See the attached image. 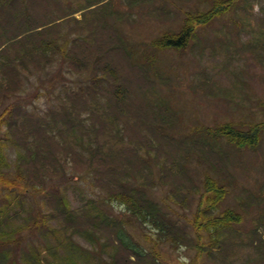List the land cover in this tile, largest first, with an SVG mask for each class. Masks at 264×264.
Instances as JSON below:
<instances>
[{
  "label": "rangeland",
  "instance_id": "1",
  "mask_svg": "<svg viewBox=\"0 0 264 264\" xmlns=\"http://www.w3.org/2000/svg\"><path fill=\"white\" fill-rule=\"evenodd\" d=\"M11 2L0 4V57L13 60L2 68L12 82L0 80V264H109L113 252L117 264H264V0L220 4L180 49L159 40L214 0ZM42 24L74 44L71 57L43 43ZM28 47L35 57L20 63ZM35 139L53 151L40 169L21 163ZM125 187L188 241L160 239L151 217L116 197L131 199ZM211 196L239 220L208 253L193 247L203 230L193 220Z\"/></svg>",
  "mask_w": 264,
  "mask_h": 264
},
{
  "label": "trees",
  "instance_id": "2",
  "mask_svg": "<svg viewBox=\"0 0 264 264\" xmlns=\"http://www.w3.org/2000/svg\"><path fill=\"white\" fill-rule=\"evenodd\" d=\"M228 1L229 0H221V1L220 0H214V8L213 9H210L207 12H198V13H195V14L189 13L188 14V18L186 19V21L190 22L192 20L191 21L192 23H188L185 26H183L181 28L182 30H181L180 33H178V32H176V33L175 32L174 33H166L159 40V44L163 43L162 46H168V48L171 47V46H174V47L179 48V49L181 47H185L187 45V43H188L187 41H188L189 35L192 32L195 31V29L193 31V27L199 22L202 23V22L207 21L209 18L212 17V16L209 17L210 15H213L214 13L221 12V9L223 7L220 8L219 7L220 4L223 5V6H226L225 3L228 2ZM3 3L4 4H11V3H15V2H11V0H0V4H3ZM16 12H18V11H16ZM18 15L20 16V15H22V13L20 12V13L17 14V16ZM60 20H61V18L58 19V22ZM56 21L57 20L52 19V20H50L49 24H51V23L54 24ZM49 24L47 26H44L42 24L43 25V29H45V32H46V37L49 38L47 41H43V43L50 44V42H52V45L54 47V49L53 48L52 49L54 50L55 53L59 52V50H62V51H64V55H66L67 57H71V54L70 53L68 54V52H70L72 50L75 51L74 44L71 43L70 47H68V41H63L62 43H64V45H66L65 46L66 49L63 46L59 47V45L62 44V43L59 42V40L60 39L62 40L64 38V36L63 35H61V36L59 35L60 37L58 39H55L54 37H50L51 33H50L49 29L53 30L54 27L46 29V28H48L49 26L52 25V24L51 25H49ZM37 27H39V26H37ZM39 28H41V29L38 30L39 33H37V34H40L39 37L40 36H44L40 32V30H43L42 27H39ZM31 31H33V29ZM28 32H30V30L25 31L23 34L21 32H19V33H16V32L6 33L7 35H5V36L14 35V37L12 39H14L15 37L17 39V38L21 37L22 35H24V34H26ZM37 34H35V35H37ZM43 39L44 38H42V40ZM9 40H10L9 38L8 39H6V38L4 39L5 43L7 41H9ZM182 40H184V42H182ZM73 41H74V39H73ZM2 42L3 41H1L0 44H2ZM75 45H76V42H75ZM40 46H42L41 43L39 45V48H40ZM25 47H26V45H25ZM34 48L37 49L38 46H34ZM34 48H30V47H28V49L24 48V50L22 51V54L25 57L22 59V61H19V62L23 63V62H25V60H27V63H28V60H29L30 57H32V56L35 57L34 54H28V53H30V49L34 50ZM42 48H44V47L42 46ZM158 48H161V47H158ZM20 56L21 55H19L18 59H16L17 61L19 60ZM52 56L54 57V54H52ZM83 59H84V65L91 61V58L89 56H85ZM10 61H13V60H10V59L9 60H7V59L5 60L3 58V56L1 55V57H0V80H2V78H8L12 82V78L10 76H7V73H5L2 70L3 67H8L9 68L11 66L9 64ZM95 62L96 61H94V64L92 66V72H94V73L96 72V70L97 71L99 70V69H96L97 66L95 65ZM79 64H80V62H79ZM98 64H99V62H98ZM104 68H105L104 70H107V71L112 70V69H110L108 67L106 68V66H104ZM91 77L94 78L95 74L92 75ZM4 111H6L7 113L9 112L8 108H6ZM2 118H4V114H2ZM77 136H79V135H77ZM80 137L83 138V137H85V135L83 136V134H82ZM30 138H29L30 141H28V144H30L31 140L33 138H35V137L32 135V137L30 136ZM35 141L37 143L36 147H33L32 149L28 148V153L30 155L29 157L31 158V161H28V159H26V158H22V162L21 163L22 164L24 163L25 165L26 164H33V166L37 167V169H40L39 167H43L44 166V164H42V163H44V158H46L45 154H47V155H48V153L51 154V152H53V151L51 149L47 150V148H50V147L46 146L44 144V141L38 140V139H35ZM44 149L47 150L48 152L44 151ZM52 155H54V153H52ZM49 158H51V155L47 156V161H48ZM20 166H21L22 172H24V174L28 175L29 174V166L30 165H28L26 167H24V165L23 166L20 165ZM93 172H95V173L98 172V169L94 170ZM18 178L21 179L22 176L19 175ZM206 182H209V180H207ZM125 189H123V190H125V192L130 190V192H131L130 194H131L132 197L130 195L129 196L131 197L132 200L127 197V195H128L127 193H117V192H115L116 189H113L112 191L115 192L114 194H117L116 197L122 198V199H120L121 202L126 204L127 208L129 210H131V212L133 211L134 214L137 213L139 215H142L145 219H149L151 217L150 220H152L155 228L157 229V233H159L160 239H162V240H170L171 239V242H174V243H176V242H178L180 240H183V239L188 241V237L185 236L184 234H182L179 231L180 230L179 225L177 223L173 222V221H168L166 218H164L163 217V214H164L163 210L160 208L159 204L156 201H154L152 198L151 199H149V197L145 198L146 197L145 196L146 193L143 192V190L140 191L139 188H131V187H125ZM219 190H220V192L218 190L216 192L220 193L218 198H219V200H221L223 198L226 190L223 188V186L220 187ZM208 195L209 194H207V196L205 198L210 196V195L209 196ZM52 197H53L54 200H56L57 206L58 205H60V206L61 205L68 206V203L65 200V198H62V200H61V198L58 195H52ZM213 197L214 198H212V196H211L212 199H210V201H209L210 205L208 207L200 208V209H198L195 212V216H194L195 219L193 220V223L198 224L199 229L203 228V230L199 231V235L197 236V238H198L197 240L198 241H195V243H193V247L194 246L197 247L200 252L213 253L214 252L213 250L215 248H220V249L223 248L225 241H223L221 239V237H220V230L221 229H225V228H230V226H231L233 221L234 222H238V220H239V217H238L239 215L238 216L232 215V210H226L224 212L222 211V213H217V205H218V203H216V202L212 203V201H214V199H216L217 196H213ZM142 198H145V199H142ZM110 199H112V198H110ZM64 213H66V211H63V208H60L59 215L64 214ZM203 213H205V216H206V218H204V219L202 218V214ZM50 215H52L55 218L57 217V214L55 212L50 213ZM61 217H62V215H61ZM65 220H66V222L68 221V223H71V224H75V221H76V219H74V218H72L70 220L68 218H66ZM71 229L73 230L72 227H70L69 230H71ZM202 231H206V232L209 233V236H208L209 240H208L207 244L203 240ZM178 232H179V234H178ZM8 236H9V234L0 233V239L6 240ZM113 248H115V246H112V249ZM135 251L137 252L138 255L142 254L138 250H135ZM5 258H6L5 255H3V258L0 257V263ZM109 258H110L109 264H117L116 263V255H115L114 252H113V254L112 253L109 254Z\"/></svg>",
  "mask_w": 264,
  "mask_h": 264
}]
</instances>
